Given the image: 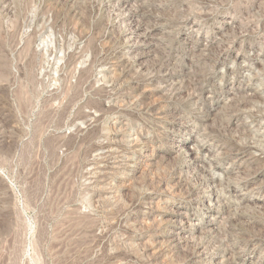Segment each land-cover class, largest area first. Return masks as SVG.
I'll list each match as a JSON object with an SVG mask.
<instances>
[{
	"label": "rangeland",
	"instance_id": "rangeland-1",
	"mask_svg": "<svg viewBox=\"0 0 264 264\" xmlns=\"http://www.w3.org/2000/svg\"><path fill=\"white\" fill-rule=\"evenodd\" d=\"M0 264H264V0H0Z\"/></svg>",
	"mask_w": 264,
	"mask_h": 264
},
{
	"label": "bare ground",
	"instance_id": "bare-ground-1",
	"mask_svg": "<svg viewBox=\"0 0 264 264\" xmlns=\"http://www.w3.org/2000/svg\"><path fill=\"white\" fill-rule=\"evenodd\" d=\"M198 75H199V74H198ZM237 99H238V98H237ZM245 99L247 100L248 98H245ZM234 100H235V99H234ZM246 100H245V101H246ZM248 100H249V99H248ZM251 101H252V100H251ZM234 102H236V101H234ZM239 103H240V101H239ZM242 104H243V103H242ZM246 105H247V104H246ZM235 106H236V105H235ZM239 106H240V105H239ZM244 106H245V105H244ZM236 107H237V106H236ZM236 107H235V108H236ZM242 108H243V107H242ZM239 111H240V110H239ZM239 111L236 112V113H239ZM236 117H237V116H236ZM242 131H243V130H242ZM244 135H246V134H244ZM223 238H224V237H223Z\"/></svg>",
	"mask_w": 264,
	"mask_h": 264
}]
</instances>
